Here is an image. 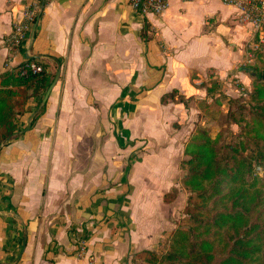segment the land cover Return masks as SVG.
I'll list each match as a JSON object with an SVG mask.
<instances>
[{
	"label": "crops",
	"instance_id": "1",
	"mask_svg": "<svg viewBox=\"0 0 264 264\" xmlns=\"http://www.w3.org/2000/svg\"><path fill=\"white\" fill-rule=\"evenodd\" d=\"M31 3L38 14L11 51L4 37ZM222 5L230 13L208 27L204 15L192 42L173 35L169 6L148 15L155 34L127 0H0V75L30 58L44 67L47 87L59 74L44 102L30 91L19 129L0 147V264H88L81 245L96 264H129L175 228V200L186 192V107L160 97L202 93L192 72L223 77L243 62L247 29ZM224 25L235 33L222 41ZM172 186L177 196L164 202Z\"/></svg>",
	"mask_w": 264,
	"mask_h": 264
},
{
	"label": "trees",
	"instance_id": "2",
	"mask_svg": "<svg viewBox=\"0 0 264 264\" xmlns=\"http://www.w3.org/2000/svg\"><path fill=\"white\" fill-rule=\"evenodd\" d=\"M141 35L145 37V32ZM256 53L254 60L264 55L263 50ZM260 60L261 68L248 67L252 88L242 90L247 101L237 104V114L225 112L239 125V134L227 142L223 130L211 137L208 127L197 126L185 143V158L179 162L180 184L188 193L185 223L171 232L162 250L136 252L134 262L143 257L136 264H264V60ZM32 61L36 60L25 59L0 75V143L19 129L30 91L39 96L47 88L44 71L28 70ZM195 79L192 72V83ZM203 87L206 95H213L220 82L210 75ZM190 99L177 89L160 97L162 103L184 105ZM44 110L45 103L32 124ZM177 193L172 186L163 201L171 202Z\"/></svg>",
	"mask_w": 264,
	"mask_h": 264
},
{
	"label": "rangeland",
	"instance_id": "3",
	"mask_svg": "<svg viewBox=\"0 0 264 264\" xmlns=\"http://www.w3.org/2000/svg\"><path fill=\"white\" fill-rule=\"evenodd\" d=\"M169 13L170 15L167 17V19H165V21H168L169 18L171 19L169 22L171 23L170 27L172 29L173 35L178 36V31L182 33L184 39H188L193 42L197 40V37L200 36L201 33H203L204 28L202 27V19L204 15H208L204 16V22L206 23V26H215L219 25V22H214V18L216 17L217 19L222 20L224 15H228L230 13V9L226 6L224 7L222 3L214 0H199L192 3H181L178 2V0H169ZM231 20L232 19H230V21ZM142 25L144 27V31L146 30L150 33H152L154 30L159 31L158 27L156 25H153V23L148 18L142 19ZM224 27L230 28V31H220L223 36L218 35V37L222 41L224 40V38L225 40L230 39L229 37H231V34L235 33L232 31L231 26L229 27L224 25ZM162 30L164 29L161 28V31ZM147 37L152 38L153 36L148 34ZM221 50H223L222 52L224 55L227 54V51L223 46H221L220 51ZM256 54L257 53L255 52L254 55ZM260 59L264 60V55L256 60H254L253 56L250 62H247L246 59H244L243 62L235 68L234 72H229L223 77H220L217 73L211 71V69H208L202 74L201 77L194 81V85L198 89H201L202 93L191 95L192 99H190L187 105H185L186 117L184 120V126L186 129L184 132L186 133L185 137L187 134H189L187 141L191 137L197 126L208 127L211 137H215L220 130H223L224 137L227 142L235 137V135L239 134V125L233 123L227 117L225 112L233 111L235 112V114H237V104H239L242 99H246L245 101H247V94L242 91L245 90L246 92H249L252 88L250 72L247 68L252 65L261 68ZM241 67L244 70L240 69ZM238 71L242 72V79H239V77H236L234 75L235 72ZM210 75L211 78H216L217 80H219L220 88H218V90L213 93V95H206V91L203 85L209 84ZM200 100H204L205 104L200 103ZM177 122L178 121H175L173 124L179 125V123ZM142 147H144L143 151H146V149L148 148L147 146L146 148L145 145H143ZM183 158H185L184 155ZM257 171L261 173L260 168H258ZM187 197L188 193L183 191L180 198L178 199L177 196V200H175L174 229H176L177 226L185 223V218L187 215L184 213V209L186 206ZM171 232L160 239V241L158 242V246L156 247V251L162 250L163 246L167 243L168 237ZM135 254H132L130 256L129 264H136L143 259V257H140L141 259H137L134 262L135 259L133 260V256Z\"/></svg>",
	"mask_w": 264,
	"mask_h": 264
},
{
	"label": "built area",
	"instance_id": "4",
	"mask_svg": "<svg viewBox=\"0 0 264 264\" xmlns=\"http://www.w3.org/2000/svg\"><path fill=\"white\" fill-rule=\"evenodd\" d=\"M55 1V0H48ZM192 1V0H180ZM221 3L234 9L235 19L243 25L248 32V42L246 44L247 62H250L255 52L264 49V0H219ZM128 5L137 14L145 19L148 15L160 16L169 6V0H127ZM38 14V4L31 3L23 6L21 19L12 23L10 32L4 37V43L11 51H18L27 37L31 25ZM157 34V31H154ZM28 70L32 73L44 71V67L37 61H32L28 65ZM23 70L21 74H25ZM78 256L87 257L88 264H96L92 254H87L84 245L80 246Z\"/></svg>",
	"mask_w": 264,
	"mask_h": 264
},
{
	"label": "water",
	"instance_id": "5",
	"mask_svg": "<svg viewBox=\"0 0 264 264\" xmlns=\"http://www.w3.org/2000/svg\"><path fill=\"white\" fill-rule=\"evenodd\" d=\"M247 69L250 71L252 68H247ZM58 76H59V74L57 73V74L55 75L54 79L52 80V82H51V83L49 84V86L46 88V90H45V92H44V95H43V98H42V102H44V101L47 99V97H48V95H49V93H50V90L52 89L54 83H55L56 80L58 79ZM261 79H262V81L264 82V71H263L262 74H261ZM6 139H7V138H6ZM6 139L0 144V147L5 143Z\"/></svg>",
	"mask_w": 264,
	"mask_h": 264
}]
</instances>
